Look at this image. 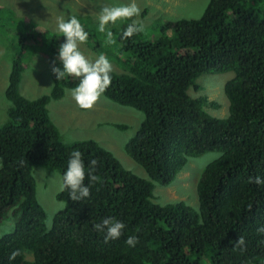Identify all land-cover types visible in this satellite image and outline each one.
I'll list each match as a JSON object with an SVG mask.
<instances>
[{
  "label": "trees",
  "instance_id": "1",
  "mask_svg": "<svg viewBox=\"0 0 264 264\" xmlns=\"http://www.w3.org/2000/svg\"><path fill=\"white\" fill-rule=\"evenodd\" d=\"M255 5L208 0L199 19L166 21L162 28L171 34L155 40L142 32L123 39L131 20L113 31L114 43L105 53L122 70L112 71L101 96L142 113L124 148L147 179L93 140L63 143L46 106L79 82L67 75L57 81L51 71L53 61L62 68L57 56L65 38L34 28L20 32L4 88L12 106L0 126V219L11 218L0 235V264H264V232L257 231L264 227V184L251 182L264 179V8ZM83 27L91 48L99 50V26ZM26 41L47 51L49 95L26 99L18 91ZM229 72L233 77L222 90L227 114L212 117L204 111L206 98L189 90ZM74 150L82 153L86 170L97 161L93 175L99 180L86 176L90 195L81 201L60 188L56 199L63 207L47 228L33 168L54 172L61 183ZM210 152L220 157L197 182V209L156 200V187L167 188L190 159ZM106 217L125 224L119 239L105 242L93 227ZM129 236L138 239L134 247L125 243ZM239 237L242 246L235 244ZM16 250L19 255L9 261Z\"/></svg>",
  "mask_w": 264,
  "mask_h": 264
},
{
  "label": "rangeland",
  "instance_id": "2",
  "mask_svg": "<svg viewBox=\"0 0 264 264\" xmlns=\"http://www.w3.org/2000/svg\"><path fill=\"white\" fill-rule=\"evenodd\" d=\"M243 1L247 5L256 4L257 10L264 8V0H255V3L249 0ZM129 2L130 0H0V126L7 120V110L12 106L5 97L4 88L12 60L19 51L20 32L25 34L34 28L36 31L62 35L57 28V18L64 16L67 19L73 15L83 26L91 29L94 25L99 26L98 15L102 7L118 6ZM135 2L140 7L141 13L139 17L133 19L143 24L142 33L150 40L171 34V29L162 28L166 21L181 18L199 19L208 4V0H135ZM128 21L130 20H118L115 24L110 23L106 28L113 33ZM90 24H92L91 27ZM100 34L102 46L99 50L94 51L88 41L80 44L81 52L89 60L94 61L99 55L107 57L105 47L111 46L112 43H108L107 32H100ZM29 43L26 41L27 49L25 50L28 56L24 61L25 68L20 77L18 91L24 98L33 99L49 95L52 91V80L47 51L30 48ZM108 59L110 61L111 58ZM114 61V59L110 61L113 70L120 72L122 68ZM212 76H218V79L208 81L200 89H190L189 94L195 98L204 96L208 102L204 111L212 117L222 118L226 116L228 107L222 90L224 84L233 77V73ZM222 82H224L223 85ZM46 109L63 143L93 140L111 152L126 169L138 176L148 178L145 170L128 156L124 148L125 142L134 134L142 119V113L139 110L112 103L102 96L91 109H81L72 98L70 90H64L61 99L50 100ZM114 124H123L125 127L117 128ZM219 157V153L210 152L190 159L173 183L168 187L162 186L167 188H155L154 194L158 197L156 200L164 204L170 201H183L197 209L198 203L195 197L197 182L203 170ZM46 174L47 176L42 178L34 169L32 171L36 184V198L47 213L45 225L49 228L52 217L62 209L63 203L56 199V194L61 188L59 175L48 170ZM10 222V216H7V219L4 217L0 219V235L7 232ZM25 257L27 260L30 259V255L26 254Z\"/></svg>",
  "mask_w": 264,
  "mask_h": 264
},
{
  "label": "clouds",
  "instance_id": "3",
  "mask_svg": "<svg viewBox=\"0 0 264 264\" xmlns=\"http://www.w3.org/2000/svg\"><path fill=\"white\" fill-rule=\"evenodd\" d=\"M141 13L140 7L135 0H130L129 3L118 6H104L99 15L98 31L101 33L107 32L108 43H114L113 33L107 30L106 26L115 24L118 20H131L126 29L122 33V38H131L134 34L142 32L143 24L133 19L139 17ZM57 28L65 38L64 42L59 45L57 59L62 64L61 67H51L52 73L56 80H61L65 76L77 79L79 82L73 89L70 90L72 98L81 109H91L98 101L101 95L111 85L113 71L112 63L104 55H99L94 61L89 60L80 50V44L88 39V33L85 31L80 20L76 16H70L67 19L64 16L57 18ZM216 161V160H215ZM213 161L212 165L216 164ZM96 160H92L86 170L85 163L82 158V153L74 150L70 154V159L67 162V168L61 179V188L68 189L70 199L72 201H81L89 197L90 188L85 184V179L91 182H97L99 178L93 175L95 171ZM42 178L47 176V169L39 170L33 168ZM252 183L257 185L264 184V179L259 176L252 178ZM93 227L97 232L104 233L105 242L109 240L119 239L123 234L125 224L116 220L113 217H106L100 223L94 224ZM259 232H264V227L257 229ZM138 242L137 237L129 236L125 243L134 247ZM243 237H239L235 242L236 246L244 245ZM19 255V250L13 251L8 257L12 261Z\"/></svg>",
  "mask_w": 264,
  "mask_h": 264
}]
</instances>
